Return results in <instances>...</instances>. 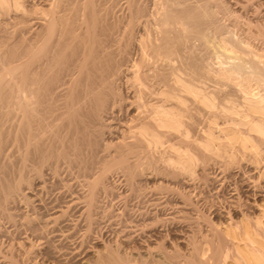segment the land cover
<instances>
[{"label": "rangeland", "instance_id": "obj_1", "mask_svg": "<svg viewBox=\"0 0 264 264\" xmlns=\"http://www.w3.org/2000/svg\"><path fill=\"white\" fill-rule=\"evenodd\" d=\"M39 1H41V0H22V7L18 8V11H17L16 7L11 6V5H10L11 7L7 6L6 8H4L5 10L0 9V10H2V11H0V78H2V80L0 79V96H3L4 94H2V93H5L4 96L7 97V98H5V97L1 98L0 97L1 98L0 99V107H1L0 112L2 114L8 115V113H10L8 110H10L9 106L12 102H9V101H12V99H13V94L11 91L12 85H13L12 75H11L12 74V67L15 65L20 66L21 68L19 71H23L24 69L27 68L26 63L29 59V54H30L28 52L30 50V49H28V48H30V46H29L30 41L29 40H30V38H33L34 41L38 40L40 38V36L43 34V31L46 32V31L51 30V29L46 30V27H47L46 23H44V25H42L43 24L42 22H44V21H42V19H41V16H43V15H41V13L44 11V9L46 10L47 8H50L49 6L52 7V5H53V7H55V10H57V11L65 9L64 11L59 12V13H61L59 15V16H61L59 19L60 21L56 20L57 22L55 23V28H54L55 30L54 31H56V29H58L62 23L65 24L66 22L67 23H71V22L74 23L75 28H76L75 32L78 34H81L84 31V29H86V26L88 27V29H91V30H93L94 27H95L94 28L95 30H99V29H101V27H107L108 26L109 27L108 29L110 31H107L109 35L108 36L105 35V38H107L108 40L110 39V41L113 40L112 46H113V48L115 47V49L118 48V44L120 42L122 44H119V46H120L119 48H121L122 46H127V47H125L126 48L125 50H124V47L122 49L126 53L129 52V54H131L130 56L132 58H135L136 56H138L137 55V53H138L137 52L138 41L140 39V34L144 28L143 23L147 24V23H150V21L153 22V19L155 20L154 17H156V16L158 17V19L156 18L155 23L153 22V23H151V25L148 24V26L150 25L149 27L146 25L148 29L150 27H153V28H150V30L151 29L153 30L152 32L148 31L149 36L150 37H156V36H158L159 28H158V31H155V30H157L158 26H161L160 21L163 18V17H159L162 15V14H160L161 12L162 13L166 12L171 7H172L171 9H174V8L176 9L177 7L180 9L181 6L183 7L184 3L189 4V5H194V4H197L198 6L201 5L200 7H203V8L198 9L199 11L201 9L202 10L200 11V14H201L200 18H199V20H197L198 23L195 26L196 29L194 27L191 28V26L184 25L183 23H181L180 21H177V20L172 21L173 24L171 23V25H172L171 29L182 30V33L184 32L183 35H185V36L183 37L184 38L183 39L184 40L183 45L184 44L185 45L184 46L182 45L183 46L182 47L183 48L182 53L185 54V59L187 58L186 62L189 60L187 62V66L189 67V71L187 70V77L189 76L188 78H189V80H191L190 84L195 85L199 92L202 91L201 93L212 96V98L214 97L213 99H215L214 103H216V107L214 106V108H209V107L207 108L204 105V103L200 101V99L198 97L194 96L191 93L189 95V97L187 98V101L185 104V107L188 106L187 112L185 114L187 115L186 116L187 123L190 124V137L187 138L186 140L183 137V140H181V142H180L179 138H177V137L175 138V136L177 135V134H175V136L173 135V139L170 142V144L176 145L175 147L179 148L178 152L172 151V153H171V155L174 156L176 159H178V158L183 159L184 155H185V158H187L188 156H193L196 158L195 159L196 163H194V166H193L194 171H192V172L181 170V168H178V167H176L174 169L175 166L171 167V166L166 165V164L164 165V163H162L160 160L157 161L158 158L164 156L163 155V152H164L163 149L154 150L153 148L145 147L146 146V144H145L144 145L145 150L143 149L144 148L143 146H142L143 148L140 147V149H139V147H137L135 149V151L133 150L135 154L133 152H127L126 151L129 143L134 141L133 138L131 137L133 135V133L130 132L129 130L133 126V123L137 124V121H135L136 123L132 121V119H131L132 116L130 114L132 113V111H134L133 113H135V111H136V113H138L139 110H132V109L131 110L130 109L125 110L124 108H122V106L124 104H126L125 101H123L122 105H120V103L118 104L119 106L117 104H115L113 108L107 107L106 110L102 111V118H101L100 122L96 123V125H95V129H96L95 130V134H96L95 138L97 139L96 140L97 144L94 140L95 134L92 131L91 136L94 139L92 140L91 136L88 138H91L90 142H91V145H93L94 147H92L91 145H88V144L83 146V148H82L83 154L82 155H83V160L85 161V162L83 161V164H85L86 161H88L87 162L88 163V165H87L88 169L87 170L90 171V172L88 171L87 174L86 173L83 174V172L81 170H79V168L77 169V167H74V166L73 167H67V164H65V165L58 167V169H60V170H58V169L56 170V172H58L59 174L54 173V171H55V170H53L54 167H51L49 172L47 171L48 173L45 171H41L45 175H43L40 172L41 167L36 166L35 168L36 169L39 168V172L41 174V176H39V174H38L39 172L36 173V171H37L36 169H34L33 167H30V165L27 166V164L18 160L16 158V156L12 157V155H17V153L13 154L16 152V150H13V149H16V148L9 147V153H7V151H5V152L9 156H11V158L14 160H11V158L9 156H8V159L6 158L7 156L5 157L6 159L4 160V164L7 165L5 162L9 161L10 164H9V166L8 165L7 166L9 168L11 167L9 170L7 167L6 171L8 173H5V174H7L6 177L8 179H10L9 175H10V177H14L15 175L18 176L21 174V177L25 181V183L22 181V184H24L23 185L24 189L22 191L23 194L20 193L19 194L20 197L19 196L16 197L15 198L16 200L13 199L11 201H7L8 203H5L7 206H5V205L4 206L9 209L8 212L13 211L12 212L13 216H16L17 218L14 217L13 219H10V218L9 219L13 220V221L16 219L14 222H16L17 225L20 226L21 228L26 227L27 224L29 225L30 219L32 220L30 222V224H32L33 221L35 220L34 217H36V218L41 217L43 214H45L44 212H42L38 208L37 204H39V203L47 204L48 202H50V200L56 201L55 198H57L56 203H58L59 205H62L61 203L63 201H66L69 198L68 195L70 194L71 189L74 191L78 190L79 192H81V194H85L84 192L88 191V186L85 187L86 185L84 184L85 181H83V179L84 180H90V181L98 180L99 182H101V183H99L100 188H98L96 190L95 195H94V203H95L94 206L95 207L93 206L94 215L92 216V218L90 220L91 222L79 223V225L83 224L84 226L81 227L78 225L79 229L80 228H82V229L78 230V232H77V234H79L78 237L76 236L77 235L76 234V235H74L75 237L73 238L76 242H78V244L80 246L79 253H77L76 255L75 254H73V255L68 254L69 250L72 246L70 241L64 240V239L57 240L55 237H53L51 235H48L49 237L46 235V240L48 241L47 244L49 245L48 250L37 248L38 245L33 246L30 249V256L34 259V261L36 263L41 262L42 264H116V262H117V264H222L223 260L225 258V254H227L229 256V257L227 256V258H226V260H228V261H231L230 259L234 258L233 256L235 255V248L232 247L233 241L230 238H228L223 233L222 229H220V228H224L226 226V224H232V225H234V223L236 224V221L238 222L240 220L239 219L240 217L241 218L242 217L247 218L248 220L251 221V223L254 226H257V228L255 227L256 228L255 230L257 231L256 238L259 240V242L261 244L264 243V226H262L261 224L258 223L259 219H261V218L264 219V217H262V216H264V215H262V213H264V212H262V210H264V140H261V138H257L255 136L252 139V143L254 145L253 147H251V146H250V148L249 147H247V148L241 147V150H240V147H238V144L235 146L229 147L231 152L228 151L230 153H228L226 155L227 157L226 156H220L219 157L218 155H215V154L213 155L211 153L204 151L201 147H197V145L199 143V138H201L204 135L203 134L204 130L206 131V129L212 128L215 131V133L218 135L220 128H222V127L224 128L225 126L229 127L231 125L232 126L236 125L235 123L238 122L239 116L235 113L236 109H233L234 108L233 105L238 106V102L241 99L240 95L242 97L243 88H245L244 90L249 91L250 93H256L257 91H262L260 88L264 89V84L260 85V88L257 87V85H259L260 83H264V65L260 64V66H257V68L262 72V75H260L261 76L260 79H262V81L256 80V79H258V77L250 78L246 74H243V75H245V77L248 80H246L245 78L243 79V76L240 78L239 75H237V76L235 75L237 77L236 78L234 75H230L226 71V67L230 66L231 60L224 59V57H221L223 55H221L219 52L220 47L222 45H224L225 42H226V45L229 47V45H231V44H229L228 41L230 43H233V41L238 42V39H240V40L242 39L243 41L248 40L246 42L252 44L255 47V49H258L257 51L261 52V50H262V52H264V39H262V38H264V30H260V28L264 29V25H262V24H264V10L259 8L257 11L254 8V7H256V6H254L255 3L258 4L259 0H251V1L250 0H238V1L237 0H219V1L218 0H207L206 1L207 3L205 2V0H201V1H203V3L201 1L196 3L195 0H189V1L188 0H180L181 2L179 0L178 1L177 0H171V1L168 0V2H171V3H168L167 0H161L162 3L160 0H158V1L157 0H148V1L147 0H140V1L139 0H136V1L135 0H129V1L128 0H62V1L61 0H48V1L42 0L41 2H39ZM50 1H52V2H50ZM68 1L71 3H69ZM73 1L74 2L76 1V2L74 3ZM213 1H215V3ZM143 2H144V5H143ZM178 2L181 5L178 4ZM245 2H247V3H245ZM248 2H250V3H248ZM199 3H200V5H199ZM237 3H239V4H237ZM218 4H220V5H218ZM221 4H222V6H221ZM133 5L134 6L136 5L135 6L136 10H133L134 12L131 11L132 8L134 7ZM245 5H247V6H245ZM145 6L148 8H145ZM150 6H152V7H150ZM8 8L10 9V11ZM141 8H142V11L137 10V9H141ZM150 8L152 9V12H151L152 15H151V13H149L151 11ZM70 9H72V10H70ZM122 9H123V11H122ZM205 9L207 10V12ZM129 10L131 11V13H134V14H135V11H138L139 16L136 20L130 18L129 15H132V14L130 13ZM254 10L257 11V13H255ZM157 11L160 13H158V15H155V13L157 14ZM142 13H143V15H141ZM164 14L165 13H163V15ZM125 15H126V17H124ZM145 17L149 18L148 19L149 22H147L148 20ZM15 18H18V19H15ZM11 19H12V21H11ZM86 19H88V21ZM138 19H140V21ZM143 19H145L146 21L145 20L142 21ZM25 20H26V22H25ZM31 20H32L33 24H31L32 23ZM134 20H135V22L138 20L139 24H138V21L133 24ZM255 20H257V21L259 20L261 23H259V21L258 22L255 21ZM86 21H87V23H86ZM36 22H37V24H35ZM141 22H143V23H141ZM255 24H257V25H255ZM27 26H28V28H27ZM31 26H33V27H31ZM80 26H83V27L80 28ZM133 26H134V28H133ZM200 26H202V27H200ZM42 27H43V29H42ZM31 28L33 31L31 30ZM161 28H162V26H161ZM256 28L258 30H260V32H258ZM29 29L31 30V32ZM191 29H192V31H191ZM91 30H89V31H91ZM251 30H253V31H251ZM254 30H255V32H254ZM154 33H157V35L155 34L156 35L155 36ZM248 34L249 35L251 34V35L249 36ZM256 36H258V37H256ZM243 37H245V38H243ZM82 38L83 37H79L78 40L82 39ZM249 38H250V40H249ZM251 38H253V39H251ZM227 39H228V41H227ZM28 41H29V44H28ZM116 41H120V42L117 43ZM127 41H128V43H127ZM124 44H126V45H124ZM52 46H53V43L50 42V46H48V48L52 47ZM48 48H47V50H48ZM70 49L71 48L66 49L67 52H68V50L70 51ZM147 62H148V66L149 65H156L157 66V64H154V63H157V61L155 62L153 59L149 58L147 60ZM223 62L225 63L224 64L225 66L223 65ZM158 63H159V61H158ZM166 63H168V62L164 61L163 64H162V62H160L161 66H165ZM160 64H158V65H160ZM175 64L177 65V62H175ZM21 65H23V66H21ZM227 76L230 78L227 79L228 78ZM231 77H233V78H231ZM241 79L243 80V82ZM254 79H255V82H254ZM255 83H257V85H255ZM69 84H71V83H69ZM69 84H67V86H64V85H66V84H64L63 85L64 88L62 86L59 89L57 88L56 93L54 94L55 98H56L55 106L58 104H61V102L64 101V98L68 94V92H66V91L71 88V86ZM244 85H246V86H244ZM237 86H238V88H237ZM120 87L122 89L124 88L122 83H121ZM255 88H257V89H255ZM65 92H66V94H65ZM8 94H12L10 96L11 100H10V97L8 96ZM227 94H229V96H230L229 97L230 98V100H229L230 104H228L224 100L226 98L225 96H227ZM178 100H181V99L179 98V99H175L172 101L173 102L176 101V103H177ZM190 100H192V101H190ZM6 101H8V103ZM198 102H200L202 104H200ZM224 102L227 104H225ZM5 103H7V104H5ZM53 103H54V100H53ZM178 103H179V101H178ZM188 103H190V104H188ZM1 104L5 105V106L3 107V105H1ZM117 107H119V108L121 107L122 109H119ZM3 109H5V111H3ZM224 109H225V111H227V113L225 111H222ZM230 111H232V112H230ZM230 113H231V115H230ZM141 114L142 115H140V117L142 118V116H144V114L143 113H141ZM235 116H237V117H235ZM112 117H114V119H112ZM116 119H118V120H116ZM129 119L131 120L130 122H129ZM233 120H236V121H233ZM128 122L130 123L129 125L127 124ZM131 122H133V123H131ZM119 123H120V125H119ZM208 123H209V126H208ZM121 124H124V125L127 124V125L122 126ZM117 125H119V126H117ZM128 126H129V128H128ZM123 127H125V128H123ZM236 127L239 129L241 127V129H244L242 127V125H236ZM113 128H114V130H113ZM125 135H127V136L129 135L128 136L129 140L127 139L128 137H126ZM85 138H87V137H85ZM88 138L86 139L87 141L89 140ZM120 139L124 143L119 144V142L120 143L122 142V141H120ZM125 139H127L129 141V143L127 140H126L127 142H125ZM174 139H178V140H175L178 143H176L174 141ZM255 139H257V140H255ZM93 141L95 142V144ZM92 142H93V144H92ZM181 143L183 145H181ZM257 143L259 145H257ZM122 145L123 146L125 145L124 146L125 148ZM87 146H89V147H87ZM117 146H120V147H117ZM95 147H96V150H95ZM194 147L198 148L199 150L195 149ZM84 148H86V149H84ZM148 148H149V150H148ZM116 149H118V150H116ZM12 150L14 151L13 153H11ZM157 150H158V152L160 150V152L158 154H157ZM137 151H140V153ZM120 152H123L126 155V162L131 166L130 169L123 168V166L118 165L120 163H118L117 160H115L116 157L118 156L116 153H120ZM175 152H176V155H179V152H180V155L182 157L176 156ZM232 152H234L233 156H232ZM128 153H131V154L133 153V154L130 155ZM148 153H149V155H148ZM114 154H116V155H114ZM129 155H130V157L128 158ZM142 155L144 156L143 159H141L143 157ZM140 156H141V158L138 159ZM165 156H167V154H165ZM147 157H148V159H147ZM129 159H132V160H130V162H129ZM99 160H101V161H99ZM151 160H153V161H151ZM133 161H135L134 162L135 164H133ZM142 161H143V163H142ZM150 161H151V163H150ZM145 162H147V163H145ZM152 163H153V165H152ZM157 163H158V165H157ZM18 164H21V165H18ZM146 164H148V165L150 164V165L148 166ZM23 165H25V166L22 167ZM110 165H112V166H110ZM155 165H156V167H155ZM2 166H4V165H2ZM15 166H18V167L16 168ZM65 166L67 167V170H66ZM89 166H91V167H89ZM138 166H140V167H138ZM20 167H21V169H19ZM107 168H108V170H107ZM132 169H133V171H132ZM78 170L81 172H79ZM104 170H105V172H104ZM22 171H24V172H22ZM31 171H32V173H31ZM181 171H185V172L183 173ZM16 172H18V173H16ZM91 172H92V174L93 173L94 174L92 175ZM104 173H105V175H104ZM47 174H49L51 177L49 175L47 176ZM53 174L56 176H54ZM73 175H75V176H73ZM130 175H131V177H130ZM17 176H15V177H17ZM35 176H37V177H35ZM30 177H32V178H30ZM67 177L72 178V180L74 179L73 181L71 180L72 183L74 182L73 183L74 185L72 184V186H70L71 188L68 187L67 185H64L65 184L64 181H66L65 179ZM104 177L106 178V180ZM27 178H28V180H27ZM89 178H91V179H89ZM98 178L99 179L102 178V179L99 180ZM126 178H128V180ZM15 179L16 178H14V179L12 178L9 181L14 182ZM39 180H40V182H39ZM133 180H134V183H133ZM31 181H32V183H31ZM82 181H83V183H82ZM243 182L247 183L248 185H251L250 189H253V188L258 189L259 188L258 190L260 191V195L254 197L255 198L254 201L251 199H249V200H246V198L244 199V197L242 195V191L239 190L242 187ZM102 183H103V185L101 187ZM42 184H43V186H42ZM46 184H47V186H46ZM130 184H132V185H130ZM86 189H87V191H86ZM183 189H185V190L183 191ZM25 190H27V191H25ZM37 190H38V192H37ZM180 190H182V191H180ZM234 192H236L239 195H242L240 197V199L236 202L237 204L236 203L233 204L232 202H230V201H232L231 196L234 195L233 194ZM39 193H40V195H39ZM41 194H42V196H41ZM96 194H97V196H96ZM23 195H24V197H23ZM155 195H156V197H158L160 199V200H158L159 202L157 200H156L157 202L154 200ZM180 196L182 197V199ZM183 196H185V197H183ZM22 198H24V199H22ZM184 198H186L188 201ZM178 199L181 200L183 203H186L185 204L186 207L183 210L187 211L186 212L187 215L185 214V212H184V214H182L184 217L186 216L185 218L182 215H180L179 213H176L173 218L169 217L170 216L169 214L171 211H174V209L177 210V208L175 207V204H173V202L178 201ZM33 201L37 204H35ZM170 203H172V204L170 205ZM47 205H49V204H47ZM161 205H163L164 207H162ZM157 206L160 208H158ZM172 206L174 209H172ZM15 208H17V210ZM10 210H12V211H10ZM70 213H67L65 215V217L62 218V220L65 218L68 219L70 217ZM34 214H36V215L34 216ZM32 215H33V217H32ZM19 216H20V220H18ZM22 217H23V219H22ZM27 218L29 220H27ZM110 219H112V220H110ZM2 220H4L5 222L0 221V223H2V224H0V226H1L0 228H2L1 229L2 233L0 232V236H2L0 238V244L2 242V245H4L5 247L2 249L3 246L0 245V251H2L1 258L5 261H8L6 259H9V262H10V260H12V262H10V264H22V261L20 260L21 258L16 257L17 255L15 254V252H16L15 243L16 242L22 243L21 237L23 235V230L20 229L21 231H15L14 232L15 229H12V227H10V224L13 223V221L9 222L8 219H2ZM227 221H228V223H226ZM84 223H86V224H84ZM4 224L6 225V227L4 226ZM22 225L24 227H22ZM97 225H98V227H97ZM131 226H133V227H131ZM181 227H182L183 232H184V233L182 232V234L184 235V241H179L182 235L180 236L179 233L173 232L174 228L175 229L177 228L176 230H179V228L181 229ZM8 228H10V229H8ZM88 228H89V230H88ZM4 229H5V231L8 230L9 233L5 232L6 233V235H5V233L3 232ZM132 229H134V231H132ZM81 230H83L84 233L85 232L86 233L84 234L83 231H81ZM120 230H123V231L125 230L124 232L127 233V237H129V236H131V237L127 238L128 240L123 241L121 239L122 235L120 236V232H121V234L124 232H122ZM152 230L157 231L158 233L156 234V236L150 237L148 234L151 233ZM167 230H169L170 232ZM15 233H18V234H15ZM185 233H186V235H185ZM82 234H83V237H82ZM147 236H149V237H147ZM3 239H5V240H3ZM262 245H264V244H262ZM123 246H124V248H123ZM127 249L131 250V253H130V251H129V253H127L128 252ZM233 249H234V251H233ZM43 251L44 252L46 251L45 253L53 256V258H51L53 260V262L49 261V260L45 261V260L41 259V254ZM203 251H205V254ZM8 254L9 255L12 254L13 256H10L8 258ZM107 254H109L110 256L108 255L109 256L108 257ZM2 255H4V256H2ZM56 255H57V257H56ZM99 255H101V256H99Z\"/></svg>", "mask_w": 264, "mask_h": 264}, {"label": "bare ground", "instance_id": "obj_2", "mask_svg": "<svg viewBox=\"0 0 264 264\" xmlns=\"http://www.w3.org/2000/svg\"><path fill=\"white\" fill-rule=\"evenodd\" d=\"M41 1H39V2H41ZM200 1L201 0H195L196 3L200 2ZM206 1L207 0H205V2ZM50 2H52V1H50ZM167 2H168V0H167ZM201 2L203 3V1H201ZM213 2L215 3V1H213ZM69 3H71V2H69ZM161 3H162V1H161ZM168 3H171V2H168ZM239 3H237V4H239ZM245 3H247V2H245ZM248 3H250V2H248ZM178 4H180V3L178 2ZM10 5L16 7V9L18 11V8L22 7V0H0V7H1L0 9L5 10L4 8H6L7 6H10ZM143 5H144V2H143ZM199 5H200V3H199ZM218 5H220V4H218ZM135 6L132 8V10H131L132 12H134L133 10H136ZM152 6H150V7H152ZM200 6H198L197 4L189 5V4L184 3L183 7L181 6L180 9L178 7L176 9L174 7H173L174 9H171L172 8L171 7L166 12H163V13H165L164 15L162 12L161 13L158 12L159 11L158 10L157 14L155 13V15H158V13H160L163 16L161 15L159 17H163V18L160 21L161 22L160 25L162 26V28H161V26H158L157 30H155V31H158V28H159L158 36H156L157 33H154V35L156 34L155 35L156 37H150L149 36L148 31L152 32L153 30L152 29L150 30V28H153V27H150L148 29L147 26H148V24L151 25V23H153V22L155 23L156 18L158 19V17L157 16L154 17L155 20L153 19V22L150 21V23H147V22H149V20H148L149 18L145 17L148 21L146 22L147 24L141 22V23H143L144 28L140 34V39L138 41V48H137L138 53L136 52L138 56H136L135 58H132L130 56L131 54H129V52L126 53L124 51L126 49L125 47H127V46H122L121 48H119L120 47L119 44H122L120 41H116L117 43L120 42L118 44V48H116V49H115V47L113 48V46H112L113 40L110 41V39L108 40L107 38H105V35L106 36L109 35L107 32V31H110L108 29L109 28L108 26L107 27H101V29H99V30H95L94 29L95 27H94L93 30H91V29H88V27L85 25L86 29L83 28L84 31L81 34H78L75 32L76 28H75L74 23H72V22L67 23L66 22L65 24L60 23L61 24L60 27L58 29H56V31H54L55 30L54 29L55 23L57 22L56 20H59L61 17V16H59L61 14L59 12L64 11L65 9L57 11V10H55V7H53V5H52V7L49 6L50 8H47L46 10L44 9L43 12L41 11L42 13L40 12L41 15H43V16H41V19H42V21H44V22H42L43 23L42 25H44V23H46L47 24L46 30H48V29H51V30L46 31V32L43 31V34L40 36V38L38 40L34 41L33 38H30V40L28 39L30 41V45H29L30 48H28V49H30L28 51L30 54H29V59L26 63L27 68L24 69L23 71H19L21 68L20 66L15 65L12 67V74L11 75H12L13 85H12L11 91L13 94V99H12V101H9V102H12L9 106L10 110H8L10 113H8V115L7 114L5 115V114H2L0 112V217L2 219H8V221L10 222V221H13L10 219H13L14 217H16V216H13L12 210H10L12 212H8L9 209L5 207V206H7L5 203H8L7 201H11V200L15 199L16 197H18L19 194L22 193V191L24 189V187H23L24 184H22V181L25 183V181L21 177V174L18 176L14 174L17 177H15V176L10 177V175H9L10 179L16 178L14 180V182L9 181L10 179H8L6 177L7 174H5V173H8L6 171V169L10 163H9V161L5 162L8 165L7 166L4 164V160L6 158L8 159L9 155L7 153H9V147L16 148V149H13V150H16V152L13 153L14 151L12 150L11 153H13V154L17 153V155H12V157L16 156V158L18 160L27 164V166L30 165V167H33L34 169H36L35 168L36 166H40L41 167L40 172L41 171H45V172L48 171L49 172L51 167H54V169H53V170H55L54 173L59 174L58 172H56L58 167L67 164V167H73V166L77 167V169L79 168V170H81L83 172V174H85V173L87 174V172L89 171V170H87L88 169V166H87L88 161H86L87 164L86 163L83 164L84 160H83V155H82L83 154L82 148L86 144L91 145V142H90L91 138H88V137L91 136L92 131L95 134V130H96L95 125H96V123L100 122V120L102 118V111L106 110L107 107L113 108L115 104L118 105L120 103V105H122L123 101L126 102V104H124L122 106V108H124L125 110H127V109L128 110L129 109L130 110L131 109L132 110H139L138 113H136V111H135V113H133L134 111H132V113L130 114L132 116L131 117L132 121L133 122L137 121V124H134L133 122H131V123H133V126L129 130L130 132L133 133V135L130 133L132 135L131 137L133 138L134 141L135 140L136 141L135 142L132 141L131 143H129V141H128L129 135L128 136L125 135L126 137H128L127 138L128 140L125 139V142L128 141V143H129V145L126 149L127 152H133L134 153V151L137 147H139V149H140V147L143 148L144 145L146 144L145 147L153 148L154 150H156V149H160V150L163 149L164 150V152H163L164 156L157 159V161L160 160L162 163H164V165L166 164V165H169L171 167L175 166L174 169L176 167H178V168H181V170H185L188 172L194 171L193 166H194V163H196L195 162L196 158L193 156H188L187 158H185V155H184L183 159H181V158L176 159L174 156L171 155V153H172V151L178 152L179 148H176L175 147L176 145H172V144H170V142L172 141L173 135L175 136V134H177L175 136V138L176 137L179 138L180 142H181V140H183V137L185 140L190 137V124L187 123V119H186L187 115L185 114L187 112L188 106L185 107V104H186L187 98L189 97V95L191 93L194 96L198 97L200 99V101L203 102L207 108L208 107L214 108V106L216 107V103H214V100H215V99H213L214 97L212 98V96H209L207 94H203V93H201L202 91L199 92L195 85L190 84L191 80H189V78H188L189 76L187 77V70L189 71V67L187 66V62L189 60L186 62L187 58L185 59V54L182 53L183 52L182 47L185 45V44L183 45V41H184L183 37L185 35H183L184 32L182 33V30L171 29V27H172L171 23H172V21L177 20V21H180L181 23H183L184 25L191 26V28L192 27L195 28V26L198 23L197 20H199L200 15H201L200 11L202 10L201 9L199 11L198 9L203 8ZM221 6H222V4H221ZM245 6H247V5H245ZM254 6H256L254 8L257 11L259 8L264 10V0H262V1L259 0V3L258 4L255 3ZM145 8H148V7L145 6ZM72 9H70V10H72ZM2 10H0V11H2ZM137 10L142 11V8L137 9ZM9 11H10V9H9ZM122 11H123V9H122ZM131 11H130V13H131ZM138 11H135V14L131 13L132 15H129L130 18L136 20L139 16ZM257 11H255V13H257ZM151 12H152V9L149 13H151ZM206 12H207V10H206ZM141 15H143V13ZM151 15H152V13H151ZM124 17H126V15ZM15 19H18V18H15ZM86 20L88 21V19H86ZM135 20H134V22L132 21L133 24L136 23L138 20L140 21V19H138L136 22H135ZM144 20L145 19H143L142 21H144ZM11 21H12V19H11ZM87 21H86V23H87ZM139 21H138V24H139ZM255 21H257V20H255ZM25 22H26V20H25ZM31 22H32V20H31ZM259 23H261V22L259 21ZM31 24H33V22ZM35 24H37V22ZM255 25H257V24H255ZM262 25H264V24H262ZM31 27H33V26H31ZM82 27L83 26H80V28H82ZM200 27H202V26H200ZM27 28H28V26H27ZM133 28H134V26H133ZM42 29H43V27H42ZM31 30H32V28H31ZM31 30H30V32H31ZM89 30H91V31H89ZM260 30H264V29L260 28ZM260 30L257 29L258 32H260ZM191 31H192V29H191ZM251 31H253V30H251ZM254 32H255V30H254ZM79 37H83V38L78 40ZM256 37H258V36H256ZM243 38H245V37H243ZM251 39H253V38H251ZM262 39H264V38H262ZM239 40L240 39H238V42L233 41V43H230L227 39L228 43L231 45H229V47H228L226 45V42H225V44L220 47L219 52L221 55H223L221 57H224V59L231 60L230 66L226 67V71L230 75H234V76L239 75L240 78L243 76V79L245 78L246 80H248V79L243 74L248 75L250 78L258 77V79H256V80L262 81V79H260V77H261L260 75H262V72L257 68V66H260V64L264 65V52H262V50H261V52L257 51L258 49H255V47L252 44L246 42L248 40H246V41H243L242 39L240 41ZM249 40H250V38H249ZM29 41H28V44H29ZM50 42L53 43V46L48 48V46H50ZM127 43H128V41H127ZM124 45H126V44H124ZM123 47H124V50L122 49ZM47 48H48V50H47ZM68 48H71V49H70V51L68 50V52H67L66 49H68ZM149 58L153 59L155 62L157 61V63H154V64H157V66L156 65H149L148 66L149 61L147 62V60ZM158 61H159V63H158ZM164 61L168 62V63H166L165 66H161L160 62H162V64H163ZM175 62H177V65L175 64ZM158 64H160V65H158ZM224 64L225 63L223 62V65ZM21 66H23V65H21ZM229 78L230 77H228L227 79H229ZM231 78H233V77H231ZM0 79L2 80V78H0ZM242 82H243V80H242ZM254 82H255V79H254ZM69 83H71V84H69ZM121 83L123 84V87H124L123 89L120 87ZM64 84H66V85H64ZM67 84H69L71 86V88L66 91V92H68L67 96L64 98V101L61 102V104H58L55 106L56 98H55L54 94L56 93L57 88L59 89V88H61V86L63 87V85L67 86ZM262 84H264V83H260L259 85H257V83H255V85H257V87H259V88H260V85H262ZM244 86H246V85H244ZM237 88H238V86H237ZM244 89L245 88H243V91H242V97L240 95L241 99L238 102V106L233 105V107H234L233 109H236L235 113L239 116V118H238L239 120L235 124L236 125H242V127L244 129H241V127L239 129L236 127V125L232 126L230 124L231 126H229V127L225 126L224 128L223 127L220 128L219 134L217 135L212 128H208V129H206V131L205 130L203 131L204 135L201 138H199V143H198L197 147H201L204 151L211 153L213 155L214 154L218 155L220 157V156H226L228 153H230L231 151H230L229 147L235 146L237 144H238V147H240V150H241V147H243V148H247V147L250 148V146L253 147L254 145L252 143V139L255 136L257 138H261V140H264V89L260 88L262 91H257L256 93H250L249 91H246ZM255 89H257V88H255ZM66 92H65V94H66ZM2 94L5 95V93H2ZM12 94H8V96L10 97ZM4 95L0 96V97L3 98V97H5ZM227 96H225L226 98L224 100H225V102L230 104L229 94H227ZM5 98H7V97H5ZM179 98L181 99V100H178L179 103H178V101H177V103H176V101H174L175 103L172 101V100L179 99ZM10 100H11V97H10ZM53 100H54V103H53ZM190 101H192V100H190ZM6 102L8 103V101H6ZM7 103H5V104H7ZM198 103H200V102H198ZM227 103H225V104H227ZM188 104H190V103H188ZM200 104H202V103H200ZM1 105H3V104H1ZM4 106L5 105H3V107ZM117 108H119V107H117ZM122 108L120 107L119 109H122ZM3 111H5V109H3ZM222 111H225V109ZM225 112L227 113V111H225ZM230 112H232V111H230ZM141 113L144 114V116H142V118L140 117V115H142ZM230 115H231V113H230ZM235 117H237V116H235ZM112 119H114V117H112ZM116 120H118V119H116ZM130 121L131 120L129 119V122ZM233 121H236V120H233ZM129 122L127 123L128 125L130 124ZM127 124H125V125L121 124V125L126 126ZM119 125H120V123H119ZM119 125H117V126H119ZM208 126H209V123H208ZM123 128H125V127H123ZM128 128H129V126H128ZM113 130H114V128H113ZM85 137H87L89 140L87 141L86 140L87 138H85ZM95 137H96V134H95L94 138ZM94 138L92 137V140ZM94 140L97 144V141H96L97 139L95 138ZM175 140H178V139H174V141ZM255 140H257V139H255ZM120 141H122V140L120 139ZM93 142H92V144H93ZM95 142H94V144H95ZM122 143H124V142L123 141L121 143L119 142V144H122ZM176 143H178V142H176ZM181 145H183V144L181 143ZM257 145H259V144L257 143ZM91 146L94 147L93 145H91ZM87 147H89V146H87ZM117 147H120V146H117ZM145 147L143 148L144 150H145ZM86 148H84V149H86ZM149 148H148V150H149ZM195 149L199 150L198 148H195ZM95 150H96V147H95ZM116 150H118V149H116ZM160 150H159V152H160ZM5 151H7V153ZM140 151H137V152L140 153ZM228 151H230V152H228ZM159 152L157 150V154ZM176 152H175V155H176ZM180 152H179V155H176V156H181ZM116 154L118 156L116 157L115 160H117V162L120 163L118 165H122L123 168H125V169H130L131 166L126 162V155L123 152L116 153ZM116 154H114V155H116ZM128 154L132 155L131 153H128ZM165 154H167V156H165ZM233 154H234V152H232V156H233ZM130 155L128 156V158L130 157ZM148 155H149V153H148ZM9 157L11 158V156H9ZM140 158H141V156L138 159H140ZM143 158H144V156L141 159H143ZM132 159H129V162ZM147 159H148V157H147ZM11 160H14V159L11 158ZM153 160H151V161H153ZM99 161H101V160H99ZM135 161H133V164H135L134 163ZM151 161H150V163H151ZM142 163H143V161H142ZM145 163H147V162H145ZM2 165H4V166H2ZM18 165H21V164H18ZM146 165H148V164H146ZM152 165H153V163H152ZM157 165H158V163H157ZM24 166L25 165H23L22 167H24ZM110 166H112V165H110ZM15 167L17 168L18 166H15ZM67 167L65 166L66 170H67ZM89 167H91V166H89ZM138 167H140V166H138ZM155 167H156V165H155ZM10 168L8 167V170ZM19 169H21V167ZM133 169H132V171H133ZM36 170H37L36 173L39 172V168ZM58 170H60V169H58ZM107 170H108V168H107ZM81 171H79V172H81ZM185 171H181V172L184 173ZM18 172H16V173H18ZM22 172H24V171H22ZM40 172L38 173L39 176H41ZM104 172H105V170H104ZM31 173H32V171H31ZM49 174H47V176ZM91 174H92V172H91ZM43 175H45V174H43ZM104 175H105V173H104ZM54 176H56V175H54ZM73 176H75V175H73ZM35 177H37V176H35ZM130 177H131V175H130ZM30 178H32V177H30ZM89 179H91V178H89ZM101 179H99V180H101ZM126 179L128 180V178H126ZM27 180H28V178H27ZM65 180L66 181H64V183H65L64 185H67L68 187L72 186V184L74 183V182L73 183L71 182L72 178H70V177L69 178L67 177ZM105 180H106V178H105ZM83 181H85V183H84L86 185L85 187L88 186V191L86 189L87 192H84L85 194H81V192H79L78 190L74 191L71 189V192L69 191L70 194L68 195L69 198L67 200L65 199L66 201H63L64 203L63 202L61 203L62 205H59L58 203H56L57 198H55L56 201L50 200V202L47 203L49 205L41 204V203L37 204L33 201L35 204L38 205V208L42 212H44L45 214H43V215L41 214L42 215L41 217H37V218L34 217L35 220L33 219L34 221L32 224H30V222L32 220L28 217L30 219L29 220L27 218V220L30 221L29 225L27 224L26 227H24L22 225V227H24V228H21L20 226L17 225L16 222H14L16 219L13 221V223L10 224V227H12V229H15L14 232L23 230V235L21 237L22 243L21 242L15 243V245H16L15 254L17 255L16 257L21 258L20 260L22 261V264H42L41 262L36 263L34 261V259L30 256V249H31V247L38 245L37 248L48 250L49 245L47 244L48 241L46 240V235L47 236L51 235V236L55 237L57 240L64 239V240L70 241L72 246H71L68 254H70V255L75 254L76 255L77 253H79L80 246H79L78 242H76L73 238L75 237L74 235L77 234L78 230L82 229V228L79 229V227H78L79 223L91 222L90 220H91L92 216L94 215V212H93V206L95 204L94 203V195H95L96 190L98 188H100L99 183H101L98 180L90 181V180H84L83 179ZM83 181H82V183H83ZM39 182H40V180H39ZM31 183H32V181H31ZM133 183H134V180H133ZM102 185H103V183L101 184V187H102ZM130 185H132V184H130ZM42 186H43V184H42ZM46 186H47V184H46ZM250 186L251 185H248L247 183L243 182L242 187L239 190L242 191V195H243L244 199L246 198V200L251 199L254 201L255 200L254 197L259 196L260 191L258 190L259 188L258 189L257 188L250 189ZM184 190L185 189H183V191ZM25 191H27V190H25ZM180 191H182V190H180ZM37 192H38V190H37ZM233 194L234 195L231 196L232 201H230V202L235 204L240 199V197L242 195H239L236 192H234ZM24 195H23V197H24ZM39 195H40V193H39ZM41 196H42V194H41ZM96 196H97V194H96ZM183 197H185V196H183ZM22 199H24V198H22ZM181 199H182V197H181ZM184 199H186V198H184ZM154 200L158 201L160 199L158 197H156V195H155ZM171 204L172 203H170V205ZM173 204H175V207L177 208V210H175L173 208V206H174L173 205L172 209H174V211L170 212L169 217L173 218L176 213H179L180 215H182L185 212V214H186L187 211L183 210L186 207V205H185L186 203H183L181 200L178 199V201L173 202ZM163 205H161V206L164 207ZM158 208H160V207H158ZM15 209L17 210V208H15ZM262 212H264V210H262ZM67 213H70V217L68 219L65 218L62 220V218L65 217V215ZM35 215L36 214H34V216ZM262 215H264V213H262ZM32 217H33V215H32ZM262 217H264V216H262ZM1 218H0V221L3 222L4 220H2ZM22 219H23V217H22ZM239 219L240 220L238 222L236 221V224L234 223V225L226 224V226L224 228H220V229H222L223 233L233 241L232 247L235 248V255L233 256L234 258H231L230 259L231 261H228V260H226L228 255L225 254V258L223 257L224 260H223L222 264H264V245H262L264 243L261 244L259 242V240L256 238L257 231L255 229L257 228V226H254L251 223V221L245 217L244 218L240 217ZM18 220H20V216H19ZM110 220H112V219H110ZM86 223H84V224H86ZM226 223H228V221ZM258 223L261 224L262 226H264V219H262V218L259 219ZM0 224H2V223H0ZM4 226L6 227L5 224H4ZM79 226L82 227L84 225L81 224ZM97 227H98V225H97ZM131 227H133V226H131ZM1 229L2 228H0V232H1ZM8 229H10V228H8ZM176 229L174 228L173 232L179 233L180 236L182 235L179 241H184V235L182 234V232H183L182 227H181L182 230L180 228H179V230H176ZM88 230H89V228H88ZM81 231H83V230H81ZM120 231L124 232L125 230L124 231L120 230ZM132 231H134V229H132ZM167 231H169V230H167ZM3 232L9 233L8 230L5 231V229ZM83 233H84V231H83ZM124 233L121 234V232H120V236L122 235L121 239L123 241H126V240H128L127 238H129L131 236L127 237V233H125V234ZM157 233H158L157 231L152 230L151 233H149L148 235L150 237L156 236ZM15 234H18V233H15ZM5 235H6V233H5ZM78 235L79 234H77L76 236L78 237ZM185 235H186V233H185ZM149 236H147V237H149ZM1 237L2 236H0V238ZM82 237H83V234H82ZM3 240H5V239H3ZM0 245L3 246L2 249L5 247L4 245H2V242ZM123 248H124V246H123ZM127 251H128L127 253H129V251L131 253V250L127 249ZM233 251H234V249H233ZM45 252L44 251L42 252L41 259L45 260V261L49 260V261L53 262V260L51 259V258H53V256L48 255ZM203 252L205 254V251H203ZM1 254H2V251H0V264H10V262H12V260H10V262H9V259H6L8 261L3 260L1 258ZM101 255H99V256H101ZM108 255L109 254H107V256ZM2 256H4V255H2ZM10 256H13V255L8 254V258ZM56 257H57V255H56ZM116 264H117V262H116Z\"/></svg>", "mask_w": 264, "mask_h": 264}]
</instances>
